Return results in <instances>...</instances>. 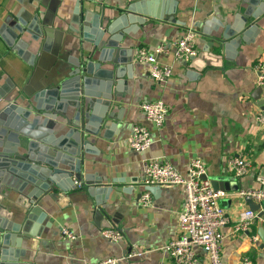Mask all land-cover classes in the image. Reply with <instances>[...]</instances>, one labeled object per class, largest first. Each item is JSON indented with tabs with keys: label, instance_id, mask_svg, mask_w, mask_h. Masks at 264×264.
I'll list each match as a JSON object with an SVG mask.
<instances>
[{
	"label": "crops",
	"instance_id": "obj_1",
	"mask_svg": "<svg viewBox=\"0 0 264 264\" xmlns=\"http://www.w3.org/2000/svg\"><path fill=\"white\" fill-rule=\"evenodd\" d=\"M34 1L42 4L41 20L51 14L53 35L48 41L47 36H41L27 45L30 35L24 32L18 39L23 47L17 50L6 42L10 29L4 27L5 19L20 10L24 14L35 11L27 0H0V108L14 100L30 101L33 94L42 90L46 75L60 69L67 71L73 58L78 57L81 32L73 22L78 3L84 21L115 15L129 4L144 1V9L157 17H147L135 34L123 39L120 56L131 59L134 70H130V79L123 72L125 83L120 94L124 95L118 98L120 104L108 110L114 118L106 119L97 128V134L88 137L96 154L84 155L82 175L103 177L104 184H110L112 189L103 195L100 207L88 195L84 180L79 181V188H70L68 184L70 190L66 194L45 195L37 203L44 216L36 235L22 239L19 249L9 247L12 252L0 263L87 264L135 251L141 255L118 264H175L161 247L178 234L177 214L184 192L178 185L144 186L141 161L155 158L172 164L183 175L190 160L199 159L209 180L233 177L238 189L226 191L227 195L219 201L227 218L221 230V263L240 264L243 258H249L251 264H264V243L258 235L264 229V215L256 216L247 231L235 230L243 212L250 209L239 190L264 193L255 181L257 170L264 167V123L256 119L258 113L264 114V103L259 105L264 100V89L258 92L254 70L255 64L264 59V13L252 29L243 33L244 40L232 44L222 41L221 36L225 26L232 29V24L238 22L237 17L242 21L248 0ZM258 12H262L260 6L253 5L250 13ZM252 20L250 17L249 21ZM188 28L197 32V54L185 61L175 58L173 52L176 40ZM158 47L166 53L159 54L157 60L172 67V75L161 83L151 80L146 64L133 61L139 48L151 51ZM153 100H162L168 108L160 127L147 121L140 109L142 102ZM135 124L144 125L153 138L145 152L128 148L127 138ZM237 156L251 164L241 178L228 173V160ZM28 190H3L1 216L21 223L28 205ZM145 192L151 198L148 207L140 203ZM258 203L263 209L264 201ZM108 227L120 230L123 239L114 243L101 237L100 230ZM63 228L75 234L76 239L63 237ZM253 236L258 240L253 241ZM21 250L23 253L19 254ZM194 251V264H208L202 249Z\"/></svg>",
	"mask_w": 264,
	"mask_h": 264
},
{
	"label": "water",
	"instance_id": "obj_2",
	"mask_svg": "<svg viewBox=\"0 0 264 264\" xmlns=\"http://www.w3.org/2000/svg\"><path fill=\"white\" fill-rule=\"evenodd\" d=\"M27 2L34 13L24 14L20 10L14 16L9 15L4 22V27L10 29L6 42L17 50L23 47L18 39L24 32L30 35L27 45L38 41L41 36H47L48 41L54 32L51 14L46 20L40 19L42 4L34 0ZM247 2L249 6L240 19L242 21L237 17L238 22L232 24V29L225 26L222 41H232V44L241 42L244 40L243 33L252 29L256 19L264 13V0ZM144 4L145 1L132 3L115 15H102L84 21L78 3L73 17V22L80 26L78 32H81L78 57L73 58L67 71L60 69L55 74L46 75L41 82L42 90L33 94L30 101L14 100L0 108V194L5 196L3 190L8 188L20 193L29 189L26 194L28 205L21 223L9 221L0 214V261L12 252L9 247L19 249L22 239L36 235L44 216L37 203L45 195L66 194L70 190L68 184L74 188L73 178L80 182L84 180L88 195L100 207L99 201L103 202V195L106 196L112 189L110 184H104L103 177L93 179L89 174L82 175L81 168L85 154H96L89 135H96L97 128L106 119L114 118L108 110L112 105L120 104L118 98L124 95L120 94L125 83L123 72H127L130 79V70H134L131 59L125 60L120 56L123 39L135 34L147 17H157L147 12ZM253 5H259L262 12L251 14ZM250 17L253 18L251 22ZM257 88L258 92H262L261 87ZM263 103L264 100H260L259 105ZM56 134L58 137H54ZM210 182L216 191L238 189L231 176L212 178ZM246 202L253 212H257L258 218L264 215V207L260 209V203L249 198ZM1 208L0 205V213ZM258 235L264 243V229L258 231ZM22 253V250L19 251V254Z\"/></svg>",
	"mask_w": 264,
	"mask_h": 264
},
{
	"label": "built area",
	"instance_id": "obj_3",
	"mask_svg": "<svg viewBox=\"0 0 264 264\" xmlns=\"http://www.w3.org/2000/svg\"><path fill=\"white\" fill-rule=\"evenodd\" d=\"M264 32V28H263ZM166 53L162 47L148 50L139 48L133 61L138 64H146L147 71L152 81L161 83L172 75V67L169 64L160 63L157 56ZM197 54V32L193 28L186 29L176 40L173 55L177 59L189 61ZM256 83L264 89V59L259 60L255 66ZM144 118L157 127L162 126L167 116L168 108L162 100L145 101L140 104ZM256 119L264 123V114L258 113ZM153 143L150 131L140 124H135L127 138L128 148L133 152H145ZM228 173L236 178L246 175L251 167L250 162L242 157L231 158L227 162ZM141 170L144 186H169L178 185L183 188L184 198L177 214L176 237L167 241L161 249L175 264H194L195 248L202 249L207 256L208 264H222L220 258V245L223 239L222 228L227 223L225 211L219 201L224 198L226 191L214 190L206 175L203 163L199 159L189 162L188 171L181 174L172 164L155 158H145L141 161ZM255 181L264 188V167L257 170ZM73 187H81V183L73 180ZM240 191V192H239ZM239 195L253 201H264V193L261 190H239ZM140 203L144 207L151 205V198L145 192ZM256 213L251 209L243 212L235 230L247 231L252 224ZM63 237L68 240L76 239L75 234L67 228L61 230ZM100 236L108 241L117 243L123 239V234L115 227L100 230ZM258 237L253 236V241ZM140 252L132 251L123 257H105L87 264H118L119 261L140 256ZM75 264V263H69ZM240 264H251L249 258H243Z\"/></svg>",
	"mask_w": 264,
	"mask_h": 264
}]
</instances>
